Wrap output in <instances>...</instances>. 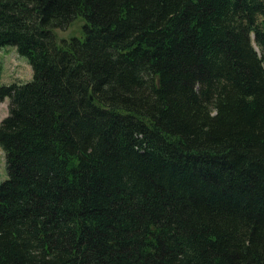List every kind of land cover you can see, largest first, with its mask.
Returning <instances> with one entry per match:
<instances>
[{"label":"trees","instance_id":"obj_1","mask_svg":"<svg viewBox=\"0 0 264 264\" xmlns=\"http://www.w3.org/2000/svg\"><path fill=\"white\" fill-rule=\"evenodd\" d=\"M6 46L0 264H264V0H0Z\"/></svg>","mask_w":264,"mask_h":264},{"label":"rangeland","instance_id":"obj_2","mask_svg":"<svg viewBox=\"0 0 264 264\" xmlns=\"http://www.w3.org/2000/svg\"><path fill=\"white\" fill-rule=\"evenodd\" d=\"M82 22L75 21L66 28L55 29L54 33L58 40L62 38L70 39L77 35L81 37L80 27ZM32 72L27 61L19 56L15 49L10 46L0 47V78L4 84L12 82H24L30 80ZM8 98L0 100V121L8 113ZM6 178L5 158L4 153L0 149V182Z\"/></svg>","mask_w":264,"mask_h":264}]
</instances>
